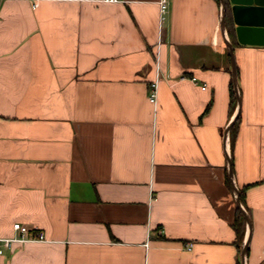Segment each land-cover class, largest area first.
Listing matches in <instances>:
<instances>
[{"label":"crops","instance_id":"crops-1","mask_svg":"<svg viewBox=\"0 0 264 264\" xmlns=\"http://www.w3.org/2000/svg\"><path fill=\"white\" fill-rule=\"evenodd\" d=\"M160 2L0 1V264H264V38Z\"/></svg>","mask_w":264,"mask_h":264},{"label":"water","instance_id":"water-1","mask_svg":"<svg viewBox=\"0 0 264 264\" xmlns=\"http://www.w3.org/2000/svg\"><path fill=\"white\" fill-rule=\"evenodd\" d=\"M223 6V17H222V26L225 28V19L228 8V2L232 4V11L234 15V20L237 23V32L240 41L248 42L253 39L255 36L264 38V0H221ZM231 46V54L233 58V74H234V84L237 92L239 106L241 105V94L238 84V71L236 66V58L234 54L233 44ZM235 119V118H234ZM230 173L233 176V168L230 166ZM237 203L242 209L244 215L251 224L249 214L244 208L241 202L240 192L237 187ZM247 255V244L243 246L242 256L243 260H246Z\"/></svg>","mask_w":264,"mask_h":264},{"label":"built area","instance_id":"built-area-1","mask_svg":"<svg viewBox=\"0 0 264 264\" xmlns=\"http://www.w3.org/2000/svg\"><path fill=\"white\" fill-rule=\"evenodd\" d=\"M3 1V0H0ZM117 1V0H111ZM161 9L165 13L169 8V0H161ZM185 77V76H183ZM192 80L198 81L196 76L191 77ZM158 82L159 79H155L150 84V100L154 103L158 99ZM203 88H206V84L203 85ZM15 234L12 236H0V254L5 253L7 250H12L17 244H23L32 240H44L46 239V234L44 230L39 228H31L28 224L17 221L14 223ZM194 246L193 242L188 244V248L192 249Z\"/></svg>","mask_w":264,"mask_h":264},{"label":"trees","instance_id":"trees-1","mask_svg":"<svg viewBox=\"0 0 264 264\" xmlns=\"http://www.w3.org/2000/svg\"><path fill=\"white\" fill-rule=\"evenodd\" d=\"M229 5V4H228ZM231 11V8L230 6H228V11H227V14H229ZM228 16V15H227ZM231 94H232V104H235L236 103V92H235V89H234V86L232 84V90H231ZM233 106V105H232ZM236 124H237V121L236 123L234 124L233 126V129H232V141H234L235 139V136H236ZM233 143V142H232ZM244 192L245 190L242 189L241 190V197H242V200H243V195H244ZM245 223H246V218H245V215L243 213V211L241 209L238 208L237 210V214H236V218L234 220V228L236 230V233H237V240H236V243L238 245V248L240 251H242V243H243V240H244V236H245Z\"/></svg>","mask_w":264,"mask_h":264}]
</instances>
